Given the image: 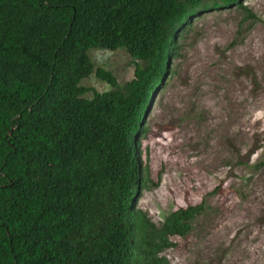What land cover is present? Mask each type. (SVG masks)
Returning a JSON list of instances; mask_svg holds the SVG:
<instances>
[{
  "label": "trees",
  "instance_id": "obj_1",
  "mask_svg": "<svg viewBox=\"0 0 264 264\" xmlns=\"http://www.w3.org/2000/svg\"><path fill=\"white\" fill-rule=\"evenodd\" d=\"M236 5L255 17L243 0H0V264H169L206 205L162 225L136 207L150 94L193 17ZM96 49H125L135 78L121 84ZM94 74L111 89L82 84Z\"/></svg>",
  "mask_w": 264,
  "mask_h": 264
},
{
  "label": "rangeland",
  "instance_id": "obj_2",
  "mask_svg": "<svg viewBox=\"0 0 264 264\" xmlns=\"http://www.w3.org/2000/svg\"><path fill=\"white\" fill-rule=\"evenodd\" d=\"M243 5L255 17L237 5L193 17L141 132L151 188L136 207L162 225L180 207L206 205L162 254L169 264H264V0ZM91 55L121 84L135 78L125 49ZM82 84L111 89L95 74Z\"/></svg>",
  "mask_w": 264,
  "mask_h": 264
},
{
  "label": "clouds",
  "instance_id": "obj_3",
  "mask_svg": "<svg viewBox=\"0 0 264 264\" xmlns=\"http://www.w3.org/2000/svg\"><path fill=\"white\" fill-rule=\"evenodd\" d=\"M157 91H158V90H157ZM157 91L154 93V95H153V94H150V100H149V102H148L147 114H148V112H149L150 105L153 104V102H154V100H155V98H156ZM147 114H146V118H147Z\"/></svg>",
  "mask_w": 264,
  "mask_h": 264
}]
</instances>
